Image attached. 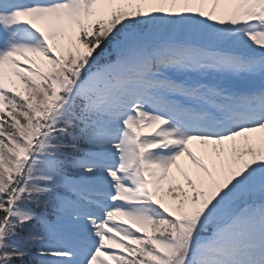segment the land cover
Segmentation results:
<instances>
[{
	"label": "snow or ice",
	"instance_id": "1",
	"mask_svg": "<svg viewBox=\"0 0 264 264\" xmlns=\"http://www.w3.org/2000/svg\"><path fill=\"white\" fill-rule=\"evenodd\" d=\"M0 264H264V0H0Z\"/></svg>",
	"mask_w": 264,
	"mask_h": 264
},
{
	"label": "bare ground",
	"instance_id": "2",
	"mask_svg": "<svg viewBox=\"0 0 264 264\" xmlns=\"http://www.w3.org/2000/svg\"><path fill=\"white\" fill-rule=\"evenodd\" d=\"M190 146L193 147V150L196 151V154H197L198 156H200L201 158H204V159H205V163H208V162H209V161L207 160V158L204 157V154L199 150L198 142H193V144L190 145ZM185 158H186V157H183L182 160H181V162L184 160L183 163L180 162L181 165H182V167L185 168L186 165H187V167L193 166V165H191V163L188 162V160L185 159Z\"/></svg>",
	"mask_w": 264,
	"mask_h": 264
},
{
	"label": "rangeland",
	"instance_id": "3",
	"mask_svg": "<svg viewBox=\"0 0 264 264\" xmlns=\"http://www.w3.org/2000/svg\"><path fill=\"white\" fill-rule=\"evenodd\" d=\"M193 171H194V170H190V169L188 170V169H187V172H188L190 175L193 174ZM176 175H177V178H181V179H182L181 174H176Z\"/></svg>",
	"mask_w": 264,
	"mask_h": 264
}]
</instances>
